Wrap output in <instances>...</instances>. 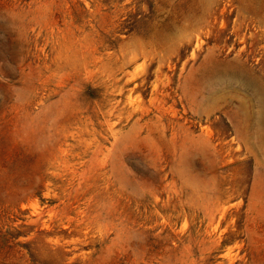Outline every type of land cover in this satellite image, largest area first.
<instances>
[{"label": "rangeland", "instance_id": "1", "mask_svg": "<svg viewBox=\"0 0 264 264\" xmlns=\"http://www.w3.org/2000/svg\"><path fill=\"white\" fill-rule=\"evenodd\" d=\"M0 264H264V0H0Z\"/></svg>", "mask_w": 264, "mask_h": 264}]
</instances>
